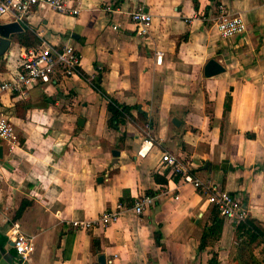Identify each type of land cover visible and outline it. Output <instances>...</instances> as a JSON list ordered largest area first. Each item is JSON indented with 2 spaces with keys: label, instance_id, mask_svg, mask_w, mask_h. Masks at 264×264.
Returning <instances> with one entry per match:
<instances>
[{
  "label": "crops",
  "instance_id": "obj_1",
  "mask_svg": "<svg viewBox=\"0 0 264 264\" xmlns=\"http://www.w3.org/2000/svg\"><path fill=\"white\" fill-rule=\"evenodd\" d=\"M136 3L74 0L76 15L34 7L21 26L52 44L69 39L85 78L40 86L26 98L0 93V110L20 138L11 150L0 142V264H97L99 255L104 264H208L212 252L217 264H236L227 222L197 250L199 224L214 213L205 199L210 185L235 194L264 235V0H144L151 22L143 36L128 17ZM219 5L242 18L243 33L218 34L208 19ZM16 46L10 36L0 80ZM210 58L224 71L204 77ZM97 75L132 116L117 130L107 127L106 100L89 83ZM22 100L29 104L20 117L12 102ZM164 152L186 162L201 187L172 176L159 162ZM147 191L153 204L141 214L126 210L107 226L71 225ZM12 223L31 238L21 263L9 246Z\"/></svg>",
  "mask_w": 264,
  "mask_h": 264
},
{
  "label": "built area",
  "instance_id": "obj_2",
  "mask_svg": "<svg viewBox=\"0 0 264 264\" xmlns=\"http://www.w3.org/2000/svg\"><path fill=\"white\" fill-rule=\"evenodd\" d=\"M34 7H47L60 14L78 13L74 0H0V19L7 17L9 22L25 25L28 13ZM105 9L110 8L106 6ZM215 10L217 15L212 20L222 38L245 31V23L239 15L227 12L220 5L215 7ZM128 17L140 36L147 33L151 15L144 9V0H137L133 9L128 12ZM68 40L57 45L39 39L30 46H16L14 63L6 68V77L0 80V93L6 92L19 98H26L32 89L50 86L63 79L79 75V53ZM7 52L11 53L10 49ZM15 138L9 120L0 115V142L11 150ZM142 144H147L149 147L151 142L143 139ZM159 162L181 182L189 183L195 189L201 187V183L190 174L188 164L180 161L175 155L161 153ZM207 189L206 202L214 208L223 222L234 228L247 219L248 211L235 194L213 185L208 186ZM153 199L152 195L143 194L136 197L129 207L116 203L113 207L103 210L93 220H73L71 225L83 229L91 226H107L115 222L126 210L132 211L135 215L141 214L145 207L153 204ZM9 239L12 242L11 248L15 253L16 261L18 263L26 261L33 249L31 238L19 231L17 223H12Z\"/></svg>",
  "mask_w": 264,
  "mask_h": 264
},
{
  "label": "trees",
  "instance_id": "obj_3",
  "mask_svg": "<svg viewBox=\"0 0 264 264\" xmlns=\"http://www.w3.org/2000/svg\"><path fill=\"white\" fill-rule=\"evenodd\" d=\"M181 39H185V36L181 37ZM15 43L20 46H30L38 41V38L34 35L33 32L28 30L27 28L23 27V31L20 33H16L13 37ZM79 76L85 78L80 70H78ZM99 78L100 76L97 75L95 78L89 81L91 88L102 98L106 100V111L108 112V118L106 119V125L108 128L117 130L118 127L124 124L127 120H132V116L129 112L128 107L118 104L113 98H111L108 94L104 92V90L99 86ZM14 96V95H13ZM45 102H49V98L42 96L41 97ZM229 101V94L226 93L225 101H224V108H228L227 102ZM22 106V104H21ZM24 109H27L28 106L23 105ZM23 117L22 114L19 115ZM246 136L250 137V135ZM165 180H161L159 183H164ZM145 194L152 195L154 192L147 191ZM131 206V204L129 205ZM126 205V207H129ZM21 206L15 211V215L17 216L21 212ZM213 214L211 215V219L209 224H205L200 233L199 243L197 246V250H202L209 242V239L215 240L219 237L221 231V224L222 220L218 216L217 212L213 209ZM237 236H247L248 242H253L256 239H263V232L261 228L251 219H246L243 223L239 224L238 226L233 228ZM154 240L156 244H159V239L161 235L159 232L155 231ZM94 241H92L93 244ZM14 254V252H13ZM264 261V260H263ZM241 261L238 260V264ZM208 264H217L216 254L213 252L211 257L208 260Z\"/></svg>",
  "mask_w": 264,
  "mask_h": 264
},
{
  "label": "rangeland",
  "instance_id": "obj_4",
  "mask_svg": "<svg viewBox=\"0 0 264 264\" xmlns=\"http://www.w3.org/2000/svg\"><path fill=\"white\" fill-rule=\"evenodd\" d=\"M216 15L217 14L213 13V11H212V13L210 14V17L208 16L209 17L208 21H210L213 24L214 22L212 19L215 18ZM11 36L13 39L15 34H13ZM3 61H4V59L2 58V56H0V69L3 66ZM21 104H22V106H21ZM26 104H29V103L26 101H23V100L22 101H16L14 103L12 102L14 112H16L17 115H20V113L24 109L23 105H26ZM0 113H1L0 115H2V117L7 118V115L4 112V110H0ZM9 122L12 125L11 121H9ZM138 124L142 125V122H138ZM12 127H13V125H12ZM13 131L15 133L16 140L20 141L19 133L17 132V130H15L13 128ZM210 208H211V206H210ZM211 214H212V210H210L208 212V214H206V217H204L202 223L199 224V227H200L199 232H201V228L207 223V221L210 220ZM231 232H232V237H231V241H230V244H229V247L227 250V253H228V256H229V259L231 262L238 264V260H239V261H241V263H239V264H264V261H263L264 260V243L261 244V240L256 239L253 242H248L247 236H237L234 229H231ZM213 242H214V240L209 239L208 243H213Z\"/></svg>",
  "mask_w": 264,
  "mask_h": 264
},
{
  "label": "water",
  "instance_id": "obj_5",
  "mask_svg": "<svg viewBox=\"0 0 264 264\" xmlns=\"http://www.w3.org/2000/svg\"><path fill=\"white\" fill-rule=\"evenodd\" d=\"M22 31L21 26L16 22L0 23V56H2L10 44V36ZM224 71V68L213 58L208 59L202 68V74L204 77H211L220 74ZM82 120L80 119L79 122ZM112 156H117V151L111 152ZM2 158V149L0 146V159ZM12 242H9V246ZM97 264H104V257L102 255L97 256Z\"/></svg>",
  "mask_w": 264,
  "mask_h": 264
}]
</instances>
